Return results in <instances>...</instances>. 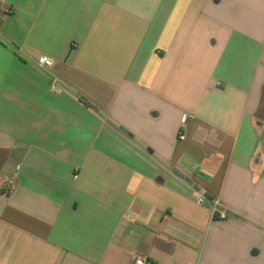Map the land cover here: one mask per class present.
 Masks as SVG:
<instances>
[{
  "label": "crops",
  "instance_id": "0c3cea01",
  "mask_svg": "<svg viewBox=\"0 0 264 264\" xmlns=\"http://www.w3.org/2000/svg\"><path fill=\"white\" fill-rule=\"evenodd\" d=\"M136 254L264 264V0H0V264Z\"/></svg>",
  "mask_w": 264,
  "mask_h": 264
},
{
  "label": "built area",
  "instance_id": "2783aa9c",
  "mask_svg": "<svg viewBox=\"0 0 264 264\" xmlns=\"http://www.w3.org/2000/svg\"><path fill=\"white\" fill-rule=\"evenodd\" d=\"M53 64V59L47 55H42L37 60V65L40 68H45ZM190 116H183L182 123H184ZM179 139L184 140L185 135L183 132L179 133ZM15 188V181L13 178H7L1 186V190L5 193H10ZM209 200L212 216L216 219H225L227 217L226 209L217 198H209L203 193L195 194V201L197 204H204ZM128 264H152L144 255H133Z\"/></svg>",
  "mask_w": 264,
  "mask_h": 264
}]
</instances>
